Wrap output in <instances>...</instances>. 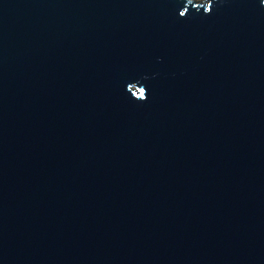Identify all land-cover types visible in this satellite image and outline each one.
I'll return each instance as SVG.
<instances>
[{
  "label": "water",
  "instance_id": "water-1",
  "mask_svg": "<svg viewBox=\"0 0 264 264\" xmlns=\"http://www.w3.org/2000/svg\"><path fill=\"white\" fill-rule=\"evenodd\" d=\"M211 2L0 0V264H264V4Z\"/></svg>",
  "mask_w": 264,
  "mask_h": 264
},
{
  "label": "snow or ice",
  "instance_id": "snow-or-ice-1",
  "mask_svg": "<svg viewBox=\"0 0 264 264\" xmlns=\"http://www.w3.org/2000/svg\"><path fill=\"white\" fill-rule=\"evenodd\" d=\"M259 2L264 4V0H259ZM188 3L191 4V0H188ZM201 6L203 7V5H201ZM212 6H213V4H212L211 0H209L208 7L204 8L205 11L206 12H211L212 11ZM186 11L187 10L181 11L180 12V16L183 17L185 15ZM132 95L135 96L138 101H147V99H148V95H147V92H146L145 88H140L138 93L134 92V93H132Z\"/></svg>",
  "mask_w": 264,
  "mask_h": 264
}]
</instances>
